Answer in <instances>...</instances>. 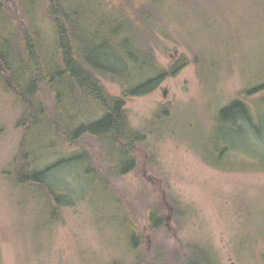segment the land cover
Here are the masks:
<instances>
[{
  "label": "rangeland",
  "instance_id": "374dc122",
  "mask_svg": "<svg viewBox=\"0 0 264 264\" xmlns=\"http://www.w3.org/2000/svg\"><path fill=\"white\" fill-rule=\"evenodd\" d=\"M191 12L196 10L180 15L181 26L155 52L162 67L181 55L190 62L152 92L125 103L133 128L149 126L162 107L168 124L156 121L139 151L145 173L130 171L111 183L129 219L140 224L148 249L182 239L204 246L220 264H264V91L238 95L264 81V0H214L208 31ZM187 41L204 46L213 61L233 56L211 78ZM102 81L110 94L121 93L120 85ZM235 97L250 106L253 128L219 117L218 110ZM17 109L4 107L0 168L20 138L10 122ZM77 172L68 165L56 174L75 199L56 219L47 220L44 205L23 192H0V264H132L134 250L119 226L123 213L116 198L105 200L95 186L86 192ZM172 199L179 215L166 207ZM157 200L167 216L154 238L146 228L145 206Z\"/></svg>",
  "mask_w": 264,
  "mask_h": 264
},
{
  "label": "trees",
  "instance_id": "16d2710c",
  "mask_svg": "<svg viewBox=\"0 0 264 264\" xmlns=\"http://www.w3.org/2000/svg\"><path fill=\"white\" fill-rule=\"evenodd\" d=\"M213 1L0 0V137L7 105L18 108L10 122L20 133L14 154L0 168V192H23L44 205L47 220L56 219L63 206L75 201L56 174L73 165L86 192L95 186L105 200L116 198L117 210L123 213L119 226L134 250L132 264H220L204 246L182 239L176 245L158 243L148 249L140 224L129 219L111 183L130 171L145 173L139 151L156 121L168 124V111L162 107L149 126L133 128L126 99L152 92L190 62L181 55L162 67L155 52L181 26L185 11L196 10L191 14H198L208 31ZM186 43L203 60V70L212 71L211 78H218L216 71L233 56L213 61L204 46ZM102 78L120 85L121 93L110 94ZM260 91L264 81L242 88L238 95ZM218 114L235 127L238 119L248 127L253 124L250 106L238 97ZM160 201L145 206L146 228L154 238L167 216ZM166 207L180 214L174 199Z\"/></svg>",
  "mask_w": 264,
  "mask_h": 264
},
{
  "label": "flooded vegetation",
  "instance_id": "af4514ba",
  "mask_svg": "<svg viewBox=\"0 0 264 264\" xmlns=\"http://www.w3.org/2000/svg\"><path fill=\"white\" fill-rule=\"evenodd\" d=\"M240 121H242V119H239Z\"/></svg>",
  "mask_w": 264,
  "mask_h": 264
}]
</instances>
